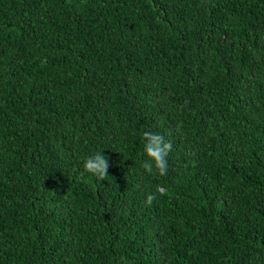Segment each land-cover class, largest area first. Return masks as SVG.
<instances>
[{"label":"trees","instance_id":"1","mask_svg":"<svg viewBox=\"0 0 264 264\" xmlns=\"http://www.w3.org/2000/svg\"><path fill=\"white\" fill-rule=\"evenodd\" d=\"M0 264H264V0H0Z\"/></svg>","mask_w":264,"mask_h":264},{"label":"clouds","instance_id":"2","mask_svg":"<svg viewBox=\"0 0 264 264\" xmlns=\"http://www.w3.org/2000/svg\"><path fill=\"white\" fill-rule=\"evenodd\" d=\"M143 142V155L145 159L141 167L144 172L149 175L166 176L168 174L167 158L173 148L172 142L166 140L164 135L152 131H145L143 133ZM102 153L103 151H97L85 158L82 175L86 173L98 181H103L108 177L109 158ZM159 194V188H157L155 193L149 194L146 197V206H151Z\"/></svg>","mask_w":264,"mask_h":264}]
</instances>
